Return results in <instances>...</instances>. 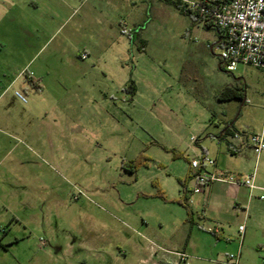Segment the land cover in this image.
Wrapping results in <instances>:
<instances>
[{
  "label": "rangeland",
  "instance_id": "rangeland-1",
  "mask_svg": "<svg viewBox=\"0 0 264 264\" xmlns=\"http://www.w3.org/2000/svg\"><path fill=\"white\" fill-rule=\"evenodd\" d=\"M31 1L57 10L55 26H63L54 41L76 46L75 63L54 42L30 62L0 47V264H90L93 248L116 254L133 244L186 248L191 264H226L253 212L221 196L209 209L193 193L191 226L182 183L204 155L219 166L209 171L255 167L251 149L233 155L231 136L219 137L227 126L264 131V70L220 68L209 47L215 30L165 0H0V13ZM30 76L41 79L39 90ZM236 84L244 101L220 100ZM263 172L258 164L257 178ZM254 216L264 219V209ZM213 223L226 238L208 230ZM243 251L241 264H264L261 247Z\"/></svg>",
  "mask_w": 264,
  "mask_h": 264
},
{
  "label": "crops",
  "instance_id": "crops-1",
  "mask_svg": "<svg viewBox=\"0 0 264 264\" xmlns=\"http://www.w3.org/2000/svg\"><path fill=\"white\" fill-rule=\"evenodd\" d=\"M3 12V16L0 13V31H4L7 36L3 41L0 40V47L6 54L23 56L26 58V60L29 59L30 62L44 49L46 45L52 44L54 42V48H52V50H55L57 52L59 51V53L61 52L62 54L66 53V57H68L70 61L75 63L74 55L76 46L72 42H69L66 38L54 41L55 36L60 31L63 24L61 26H55L54 20L59 16V14L53 6H40L37 1H31L30 5H22L20 7L12 4L6 5ZM3 20L5 21L4 28L1 25V22ZM47 29H49V31H47ZM17 31L19 33V36ZM215 32L217 36L213 41V44L218 41L219 37L218 31L215 30ZM17 37H19V39ZM85 44L86 43L79 46H84ZM213 44H211L210 46H212ZM88 46L90 45L87 44V47ZM83 54H85V52L81 53L80 58L82 60H86L89 57V53L87 52V58H83ZM29 62H27V65H29ZM40 78H43L42 74ZM40 78L36 79L33 76L29 77V80L35 87H37L38 90L40 89V86L42 84ZM16 79L17 78L10 80L6 86V89L11 87ZM136 93L137 90L135 91L134 95H136ZM234 132L236 131H233V133ZM244 147H248L249 149H251L246 143H241L236 146L234 145V147L231 148L234 153H232L230 150L229 151L233 155H237L242 151ZM252 154V156L251 154H246V157L249 158V161L251 162L255 161L256 165L253 169L251 168L246 175L253 173L254 169L256 168L255 185L257 187L264 188V176L257 178L258 164L261 165V168L264 171V153L261 154L258 159L254 152ZM215 165L218 166L217 163ZM220 167L221 168H217L216 171H225L227 173H230L231 170L238 171L237 169L225 168V166ZM238 175L240 174L238 173ZM260 192L261 191L258 189L250 190L246 186H234L227 183L214 182L209 183L201 193H197V196H201V201L206 202L209 209L210 207L214 206L217 196H221L222 199L224 198L230 200L233 204L243 207L245 211L250 210V212H253L252 215H249V218L246 221L247 224L244 225L245 230L242 239L238 231V253L240 255V264L242 259L244 258V244H248L252 248L261 247L264 251V219H258L254 216V211L257 208L264 209V203H260L264 200L259 199V196L262 195V193ZM198 216L200 217V220H206L204 216ZM212 225L213 226L209 227L208 230H214V232L212 233L220 239L224 237L226 238V233H228V230L226 231L225 229L220 228V226H217L218 224L215 225L213 223ZM117 249L118 251L115 254V251L113 249H106V247L104 246L100 249V251H97L95 248H93L94 260H91L90 264H176L179 261V253H185L189 257L188 263L191 264L192 258L190 257V254L187 252L186 248H184L183 250H178L177 248H165L156 244H133L132 246H130L129 250H123L122 248Z\"/></svg>",
  "mask_w": 264,
  "mask_h": 264
},
{
  "label": "built area",
  "instance_id": "built-area-1",
  "mask_svg": "<svg viewBox=\"0 0 264 264\" xmlns=\"http://www.w3.org/2000/svg\"><path fill=\"white\" fill-rule=\"evenodd\" d=\"M186 7L196 11L202 18L203 26L208 25L218 31V41L210 46L212 51H219V60L224 69L234 72L238 65H248L264 70V0H218L209 5L199 1L183 0ZM86 58V54L82 55ZM23 102L26 98L20 92L15 93ZM231 148L234 145L246 143L255 153L257 159L264 153V131L261 133L234 132ZM214 160L206 155L202 159H193L190 163L191 174L195 180L192 194L201 193L203 189L214 182L227 183L234 186H246L250 190L264 188L255 185L256 168L248 175H235L227 172L209 171L214 166ZM264 200V195L259 196ZM245 226H239L242 239ZM214 232V230H210ZM176 264H189L188 256L179 253ZM239 253L229 255L226 264H240Z\"/></svg>",
  "mask_w": 264,
  "mask_h": 264
},
{
  "label": "trees",
  "instance_id": "trees-1",
  "mask_svg": "<svg viewBox=\"0 0 264 264\" xmlns=\"http://www.w3.org/2000/svg\"><path fill=\"white\" fill-rule=\"evenodd\" d=\"M165 1L173 3L176 7H178L182 11V13L190 15L194 19V21H198L200 23L202 22V18L200 17L199 13L196 11L189 10L182 0H165ZM215 1H218V0H199V2L203 5H209ZM205 28L212 29L208 25H205ZM220 68H224L221 62H220ZM129 91L132 94L135 93L136 86L134 83H131L129 85ZM244 98H245V87L242 84H236L235 86H227L220 94V100H224V101H228L231 99H238V100L244 101ZM226 135H230V136L233 135V129L231 126H227L225 128L223 134L219 138L222 140L225 138ZM227 146H228L229 150L232 153H234L233 150H231V143L229 141L227 142ZM191 172H192V170L190 167L189 172H188V178L189 179H193ZM189 179H188V181H189ZM188 181L182 183L183 196H182L181 205L184 206L188 210V219L186 222L188 224H191V226H193L195 224L194 212L192 211L190 204H189V200H190V196L192 194V191L188 190Z\"/></svg>",
  "mask_w": 264,
  "mask_h": 264
}]
</instances>
